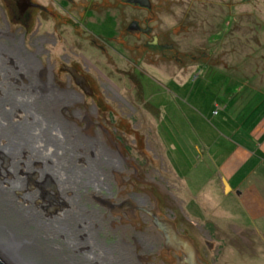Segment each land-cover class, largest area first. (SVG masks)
Returning a JSON list of instances; mask_svg holds the SVG:
<instances>
[{"label": "rangeland", "instance_id": "374dc122", "mask_svg": "<svg viewBox=\"0 0 264 264\" xmlns=\"http://www.w3.org/2000/svg\"><path fill=\"white\" fill-rule=\"evenodd\" d=\"M119 1L126 2L105 0L101 6H92L91 15L87 16L82 14L80 5L87 0H32L35 17L31 28L36 29L38 36L47 31V39L55 41V44H44L40 56L36 53L35 36L30 37L29 31L26 36L23 35L24 31L6 15L0 0V32L12 34L17 47L14 48L12 42L4 37H0L1 44L11 50L24 47L20 50L23 54L21 58L32 65L36 63L35 66L46 74L41 76L40 82L45 83L43 89L47 85L51 88L52 92L46 95L49 101L68 95L71 97L67 104H62L63 100L57 104L61 123L75 122L81 133L88 130L93 138L105 142L107 149L119 153L123 159L124 168L116 169L117 177L113 176L109 165H101L98 170L108 174L106 177L99 176L101 184L96 186L98 189L91 185L79 189L84 205L89 210L102 211L100 213L105 216V225L102 226L105 231L99 237L106 245L116 243L120 237L133 245L135 239H141L138 234H153L156 240L153 241L154 248L149 249L147 244H143L144 248L140 244L135 253L144 257L142 264H171V254L168 256L171 249L165 246L163 233L155 224L158 221L174 224L171 218L163 212V219L151 220L152 227L140 225L134 221L137 209L124 206L126 201L136 204V196L149 199V193L141 191L142 184L149 182L151 176L157 173L175 198L173 208L165 206L171 208V215L185 230L186 233L181 234L190 237L200 247H204V236L212 242L214 249L219 246V251L214 250L216 254L212 250L215 264H264L262 230L256 229L243 213L233 192L223 197L218 192L205 191L200 192L201 197L197 195L198 198L194 199L193 195L198 192L171 190V143L177 140L172 129L179 128L184 138L189 139L195 132L191 125H195L197 131L213 126L215 131L220 115L216 113L220 106L215 103L209 111L214 100L211 101V98L215 95V71L208 72L206 77L211 83L207 87L204 103L197 106L194 95L189 96L190 90L198 85L193 82L194 74L189 75L190 82L184 87L174 86L176 81L171 75L174 73L179 82L187 76L190 68L198 66L206 50L215 51L216 33L222 27L229 30L223 33L224 40L231 42L234 39L231 45L227 42V49L224 48L227 50L226 60L231 62V53H238V49L232 46L239 45L245 49L244 60L248 59L246 52L251 48V54L256 49L257 56L248 60L255 61L257 66L264 64V0H150V10L136 9L129 0L125 4ZM251 14L256 16V21L248 20L247 16ZM146 18L152 20L148 35H134L125 30L131 20L138 19L142 24ZM239 30H245L244 35L248 37H232L233 32ZM151 36L157 37L155 45L152 44L153 39L147 44ZM62 50L76 64L72 65L73 70L76 76L85 79L90 92L84 83L81 85L77 81L74 72L69 71L73 75L71 83L67 77L64 78L66 82L60 79L52 62L57 67L55 59ZM29 53H33L35 58L25 56ZM49 59L50 62H47ZM208 60L215 61V58L209 57ZM47 75L51 81L47 80ZM27 78L30 80L29 75ZM53 88L62 94L58 95ZM31 92L34 94L35 90ZM42 104L41 100L36 102L37 112L48 113ZM62 110L73 119L64 116ZM213 132L210 137L216 136ZM152 156L156 160H152ZM146 158L150 161L146 168L148 171L142 167ZM160 166L159 172L151 170V167L157 170ZM85 181L84 177L80 178V183ZM157 181L162 186L161 179ZM104 185L113 192H105ZM114 206L123 208L114 211ZM129 219L135 223H129ZM111 223L113 227H110ZM237 225L245 227H241L243 230L232 228ZM56 240L62 238L57 237ZM66 252L70 253L69 250Z\"/></svg>", "mask_w": 264, "mask_h": 264}, {"label": "bare ground", "instance_id": "6f19581e", "mask_svg": "<svg viewBox=\"0 0 264 264\" xmlns=\"http://www.w3.org/2000/svg\"><path fill=\"white\" fill-rule=\"evenodd\" d=\"M0 49V253L12 264H142L138 239L106 245L102 211L64 192L62 144L34 110L24 69Z\"/></svg>", "mask_w": 264, "mask_h": 264}, {"label": "crops", "instance_id": "0c3cea01", "mask_svg": "<svg viewBox=\"0 0 264 264\" xmlns=\"http://www.w3.org/2000/svg\"><path fill=\"white\" fill-rule=\"evenodd\" d=\"M247 18L256 21V16L252 14ZM225 31L229 30L219 29L215 51L206 50L198 66L190 68L186 77L177 82L174 73L171 75L176 81L174 86L184 87L190 82L189 75L194 74L193 82L198 85L190 90L189 96L194 95L197 106L204 103L207 87L211 83L206 77L208 72L215 71V95L211 98V101L214 100L209 111L214 103L220 106L216 112L220 115L215 131L213 126L197 131V127L191 125L195 129L194 136L185 139L179 128L172 129L177 140L171 143V190L198 192L193 195L194 199L201 197L200 192L205 191L218 192L223 197L233 192L243 213L256 229L262 230L260 232L264 236V64L257 66L255 61L248 60L257 56L256 49L251 54L249 48L246 52L248 59L244 60L245 49L239 45L232 46L238 49V53H231V62L226 60L227 50L224 48L227 49V42L231 45L234 39L225 41ZM243 31L233 32L232 37L240 39L245 36L246 31ZM209 57L215 58V61L208 60ZM211 132L216 136L210 137ZM222 178L230 188L227 194L223 193ZM241 227L245 226H232L233 229L243 230Z\"/></svg>", "mask_w": 264, "mask_h": 264}, {"label": "flooded vegetation", "instance_id": "af4514ba", "mask_svg": "<svg viewBox=\"0 0 264 264\" xmlns=\"http://www.w3.org/2000/svg\"><path fill=\"white\" fill-rule=\"evenodd\" d=\"M64 1H68V0H64ZM124 1L127 2V0H124ZM2 2H3V5L5 7L4 10L6 12V15H8L10 18H12V20L14 21V23H13L14 25H18V28H21L24 31L23 35L26 36L27 32L29 31V32H31L30 37L33 38V36H35L33 41L35 43L34 45L36 46L35 47L36 53L38 55L41 56V54H42L41 49H42V46L44 44H47V43H49V45L51 43L55 44V41H50V39H47V36L45 35V34H47V31H45L43 34L38 36L37 32L35 31L36 29L31 28L33 25L34 17H35V14L34 15L32 14L33 8H31V7H34L31 3L32 0H2ZM119 3L125 4L122 1L121 2L119 1ZM119 3L117 5H120ZM74 4L76 5L77 3L75 2ZM103 4H105V0H87L86 3L80 4L82 14L90 16L91 15L90 13L93 10V9H91L92 6H94V8H95V7L101 6ZM130 4L132 6H134L136 9L137 8L141 9V10L142 9H147V10L151 9L150 0H149V7H144V6L140 5L139 3H130ZM149 20H150V18H146V20L145 19L142 20V22H144L142 24H140L138 22V19L131 20L130 23H128L126 25L125 30L127 32H129L130 34H134V35H139V34H145V35L147 34L148 35L150 33V30H151L149 23L152 22V20H150V21ZM0 37L6 38V40H8L10 43L12 42V45L14 46V48L17 47L14 44L12 34L0 32ZM152 39H153V36L150 37V41H147V44L149 42H151ZM24 40H25V38H24ZM93 42L95 43V41H93ZM114 42H117V41L115 40ZM107 43L111 46V43L109 41H107ZM28 44L33 45V43H30V42ZM0 46L3 48V52H5V54H7L8 57L10 58V60H9L10 64H12V63L13 64H15V63L19 64L24 69L23 76L25 77L24 80L27 81V87H28V90L30 91L29 93H33L31 91L35 90V93H37V94L34 93L33 95L36 99V102L38 100L39 101L41 100L43 102V104L41 105L42 108L44 110H46V109L48 110V113H38L37 109H36V105H35L36 102L34 103V110L36 111V113L41 114L43 116V118L45 119L46 124H48L49 128L51 127V128L55 129V131L57 133V137H58V142L60 144H62V153H64L63 155L65 156L62 158L63 170L69 176V179H67V183H70V185L67 184L68 186L67 185L64 186L65 187L64 192H79V189H85V187L87 185H91L92 188H96V190H97L98 187H96V186L101 184V180H100L99 176L106 177L108 174L106 171L98 170V166H101V165H106V166L109 165L111 167V173L113 172V176L117 177L118 171L116 169L122 170L124 168L123 161H122L123 159L121 158L119 153H117L113 150L107 149L108 148L107 144H105V142H100V140H97L96 138H93V136H91V134L88 130L86 133H81L80 129L76 126L75 122H73V121L67 122L66 121V122L61 123L62 120L60 119V116L58 113L57 104H58V102H60V100H63L64 103H62V104H67L69 102V99L71 98L70 95H68L67 97L64 96L63 98H59L58 95H61L62 93L59 90H57L56 88H53L54 90L57 91L58 95L55 94V96L58 97V99L54 98V99H51L49 101V99L46 97V95L48 92H52V91H50L51 88H50V86L47 85V87L45 89H43V85L45 83L41 84V82H40L41 76L44 77L46 74L44 71H43L44 72L43 73L42 71H40V69L37 66H35L36 63H33V65H32L26 59L21 58V55H23V54L21 53L20 50L21 49L23 50L24 47L21 49L16 48V50L13 48L11 50L7 47H4L1 44V42H0ZM52 46L54 47V45H52ZM100 47H103V46H100ZM0 50H2V49H0ZM24 53H26V52H24ZM25 56L26 57L28 56L30 58L32 56L34 57V54L29 53L28 55H25ZM14 57H17V59ZM55 60H56V62H58L57 67L55 65V62H52V64L54 66V69L56 68L55 70H57V73H58L60 79H64L65 77H67L68 82L71 83L73 75L71 73H69V71L74 72L72 65L76 66V64L69 58V56H67V54H65L63 52V50L60 54H58V56ZM47 62H50V59ZM74 74H75V72H74ZM27 75L30 76V80L27 78ZM75 76H76V74H75ZM76 78H77V81L81 85L84 83L86 88L89 89L85 79L81 78L80 76H76ZM47 80L51 81V78L49 75H47ZM64 81H65V79H64ZM89 92H90V89H89ZM76 93H77V91H76ZM53 101H55V102H53ZM62 112H63L64 116L66 115V117L72 118V116L69 113H67L66 111L62 110ZM80 151H81V153H80ZM146 159L147 160H144L143 165H142V167L145 169L150 164V161L148 160V158H146ZM151 159L156 160V158L154 156H152ZM79 160H81V161H79ZM120 164H122L123 166L122 165L119 166ZM161 168L162 167L160 166L156 170L155 167H151V170L154 172H156V171L159 172L160 171L159 169H161ZM146 170L148 171V169H146ZM163 171H165V170L163 169ZM82 177H84L86 179V181L80 183V178H82ZM159 178L161 179L162 183L160 182V185H162V186H159L157 183L158 182L157 179H159ZM166 185H165L164 179H162V177L157 176V173H154V175L151 176V180L149 182L145 183L144 185L142 184L143 187L141 189V191L144 190V192L149 193V195H150L149 199H146L143 196H141V197L136 196V198H137L135 200L136 204H133L129 201H126V202H124V204H125L124 206L127 208L137 209V215H136L137 218H135L134 221H137L140 225L147 224L150 227H152V225H153V224H151V220L153 221V218L163 219L162 214L165 213L167 215V217L171 218V220H172L171 222L174 223L176 229L180 233L184 234V233H186L185 230H183L182 228L179 227V224L176 222L175 217L171 215L172 214L170 212L171 208L169 209V207L165 206V205H168V206L171 205V207H172V205L175 203L174 202L175 198L172 195V193L170 192V190L168 189V185L167 186ZM68 187H69V189H68ZM103 188H104L105 192H113V191L109 190V187L107 185H104ZM164 193L166 195H164ZM152 203H154V205H152ZM114 207L116 209L117 208L118 209L123 208L121 206H114ZM134 221L129 219L128 222L129 223H135ZM158 235L161 238L160 234H158ZM138 236L141 237V239H138V241H140L141 246H143L144 248H145V246L143 244L148 245L147 241H149V240H151V242L156 241L153 238V234H150V233L148 234L145 232L142 234H138ZM154 242H152L151 245H148L149 249L154 248ZM247 242L250 243V241H248V239H247ZM193 243L198 249L199 260L202 263H204V264H215L216 259H215V255L213 256V254H212V250H213V252H214V250H217V249L219 251L220 250L219 246H217L214 249L212 242H210L209 239L206 238L205 236H204V243H203L204 247H200L194 240H193ZM168 253H169L168 256L171 254V264H178V257L179 256L173 250H171ZM214 254H216V253L214 252Z\"/></svg>", "mask_w": 264, "mask_h": 264}, {"label": "water", "instance_id": "95a60500", "mask_svg": "<svg viewBox=\"0 0 264 264\" xmlns=\"http://www.w3.org/2000/svg\"><path fill=\"white\" fill-rule=\"evenodd\" d=\"M132 3H139L144 7H149V0H129ZM157 38H153V45L156 44ZM223 193L227 194L230 191L228 184L225 179L222 178ZM51 189L52 185L48 179L45 185ZM163 233L164 244L167 248L177 253L178 264H204L199 260V252L197 247L194 245L192 239L186 235L181 234L177 231L174 224H165L164 221H158L155 223ZM0 264H12L4 255L0 253Z\"/></svg>", "mask_w": 264, "mask_h": 264}]
</instances>
